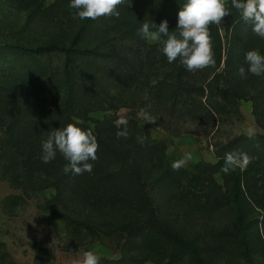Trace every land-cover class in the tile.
<instances>
[{"label":"rangeland","instance_id":"obj_1","mask_svg":"<svg viewBox=\"0 0 264 264\" xmlns=\"http://www.w3.org/2000/svg\"><path fill=\"white\" fill-rule=\"evenodd\" d=\"M68 3L0 0V264H77L86 251L98 264H264V76L237 71L264 39L230 1L210 34L215 65L188 72L137 35L172 14L177 31L184 0H124L96 20L73 19ZM73 47L90 56L75 57L83 79L70 69L67 108L56 48ZM74 119L99 145L91 173L40 159L49 131Z\"/></svg>","mask_w":264,"mask_h":264},{"label":"clouds","instance_id":"obj_2","mask_svg":"<svg viewBox=\"0 0 264 264\" xmlns=\"http://www.w3.org/2000/svg\"><path fill=\"white\" fill-rule=\"evenodd\" d=\"M124 0H69L68 7L73 9V19L96 20L104 16H119L117 5ZM231 8L235 9L239 18L245 23H251L252 32L264 39V0H231ZM231 14L226 7L225 0H184L177 14V31H169L168 21L164 20L159 25L143 22L137 28V35L149 44L160 45L158 51L167 59L168 64L179 61L180 65L188 72H195L215 65L214 53L210 36L209 25H219L220 21ZM244 63L247 69L238 68L241 79L247 74L264 76V53L253 49L245 52ZM151 122V121H150ZM123 125L122 131L117 136L127 137V120L119 119ZM81 121L74 119L62 129L49 131L47 138L41 142V162L48 164L54 161L59 153L66 161L63 172L75 175L84 172L91 173L93 164L90 161L97 159L98 142L92 129L82 128ZM142 142L143 138L138 137ZM191 154L186 153L184 161L190 160ZM225 166L221 171L227 174L229 166L235 163L233 154H225ZM180 166L174 163V169ZM77 264H98L97 255L93 251H86L82 261Z\"/></svg>","mask_w":264,"mask_h":264},{"label":"trees","instance_id":"obj_3","mask_svg":"<svg viewBox=\"0 0 264 264\" xmlns=\"http://www.w3.org/2000/svg\"><path fill=\"white\" fill-rule=\"evenodd\" d=\"M227 5V4H226ZM174 14L172 15H168L166 20L168 21L169 24H173L174 21H175V18H174ZM159 19L162 20V16L160 15L159 16ZM224 28V26H223ZM170 29V28H169ZM209 29H210V34L219 39L220 35H219V29L216 25H209ZM228 35V33H226ZM226 35V37H227ZM22 49L23 51H27V52H32L34 54L36 53H39L37 52V50H26V49H23V48H20ZM56 51H59L60 53H63L64 56H65V64H64V80H65V83H64V88H65V92H64V95H65V105L68 107H71L72 106V102H71V99L73 98V95H74V88H73V83L71 81V78H70V69H74L79 78L83 79V70L82 68L77 64L76 60H75V57L76 56H81V57H88L90 56V50L88 49H83V48H69V49H66V48H56ZM152 150H153V153H152V156H151V161L152 160H155V163L156 164H159L161 163L163 157H164V154L163 152H160L161 148L158 145H155L152 147ZM148 207H149V210L151 212V215L153 218H155V212H154V209L152 208V206L150 204H148ZM155 220V219H154ZM161 231L166 235V238L174 243V244H179L180 246H186L188 245L187 241L183 240L182 237L179 235V234H176L174 232H172L171 230H167L166 228H161ZM245 242V240H244ZM245 244V243H244ZM194 255H196L195 253V250L194 248H192L191 246H188L187 247ZM117 264H130V261L129 260H121V263H117Z\"/></svg>","mask_w":264,"mask_h":264},{"label":"built area","instance_id":"obj_4","mask_svg":"<svg viewBox=\"0 0 264 264\" xmlns=\"http://www.w3.org/2000/svg\"><path fill=\"white\" fill-rule=\"evenodd\" d=\"M231 0H225V4H228ZM217 26V25H216Z\"/></svg>","mask_w":264,"mask_h":264},{"label":"water","instance_id":"obj_5","mask_svg":"<svg viewBox=\"0 0 264 264\" xmlns=\"http://www.w3.org/2000/svg\"><path fill=\"white\" fill-rule=\"evenodd\" d=\"M219 26H222V23ZM263 133H264L263 130H261L260 134H263Z\"/></svg>","mask_w":264,"mask_h":264}]
</instances>
